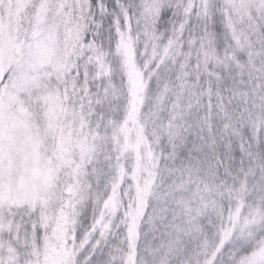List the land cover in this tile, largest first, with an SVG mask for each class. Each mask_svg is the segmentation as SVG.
Returning <instances> with one entry per match:
<instances>
[{
    "label": "snow or ice",
    "instance_id": "snow-or-ice-1",
    "mask_svg": "<svg viewBox=\"0 0 264 264\" xmlns=\"http://www.w3.org/2000/svg\"><path fill=\"white\" fill-rule=\"evenodd\" d=\"M0 264H264V0H0Z\"/></svg>",
    "mask_w": 264,
    "mask_h": 264
}]
</instances>
